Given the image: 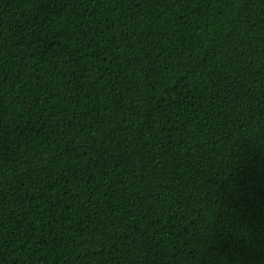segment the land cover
<instances>
[{
	"label": "trees",
	"instance_id": "16d2710c",
	"mask_svg": "<svg viewBox=\"0 0 264 264\" xmlns=\"http://www.w3.org/2000/svg\"><path fill=\"white\" fill-rule=\"evenodd\" d=\"M0 264H264V0H0Z\"/></svg>",
	"mask_w": 264,
	"mask_h": 264
}]
</instances>
